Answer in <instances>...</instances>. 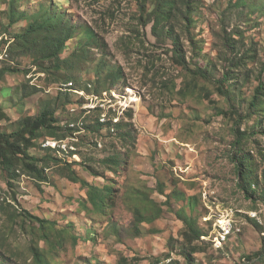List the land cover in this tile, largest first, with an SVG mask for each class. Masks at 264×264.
Masks as SVG:
<instances>
[{"label": "rangeland", "instance_id": "obj_1", "mask_svg": "<svg viewBox=\"0 0 264 264\" xmlns=\"http://www.w3.org/2000/svg\"><path fill=\"white\" fill-rule=\"evenodd\" d=\"M176 1L155 32L157 0H0V132L47 108L59 122L30 149L43 180L0 165V264H264V98L250 109L264 78V0ZM30 26L31 43L16 41ZM227 74L231 100L216 89ZM99 106L115 132L85 113ZM233 114L249 137L235 160Z\"/></svg>", "mask_w": 264, "mask_h": 264}, {"label": "trees", "instance_id": "obj_2", "mask_svg": "<svg viewBox=\"0 0 264 264\" xmlns=\"http://www.w3.org/2000/svg\"><path fill=\"white\" fill-rule=\"evenodd\" d=\"M178 7L179 6L176 0H157L155 8L153 9V11L149 13L147 22H152L153 29L156 32L158 28H161L160 26L164 23V21H167L172 15V13H174L175 10L178 9ZM34 28L35 26H30L29 33L26 34L25 36H15L16 41L18 40V42L22 41L25 44H28L30 42L28 40L29 36L31 35V32L34 31ZM164 28L165 27L163 26L162 29L164 30ZM47 30H50V27L47 28ZM169 31H168L169 36L173 39V43H174V47L172 48L173 61H175L174 63H176L178 66L186 67V62H185L186 58L182 52V47H181L182 45L180 43V38L178 36H174ZM66 34L67 35L65 36V38H62L61 36L54 38L55 42H53V47L51 51V54H53V57H56V58L59 57V53H61L63 49V43L67 38L70 37L71 31L67 32ZM188 70L194 76L206 77L205 71L199 66H197V68L195 69H188ZM263 70H264V63H263ZM5 72H6L5 70H0V81L4 77ZM261 73H263V71H261ZM116 75L109 74V77L113 78V80L115 81L118 78V76ZM227 79H228V74L224 76L223 80L219 81V84L216 86V89L222 97H226L227 100H231L230 96L227 93V90L225 89V82L227 81ZM33 88H34V91H36L37 87H33ZM263 98H264V78L260 76L259 84L255 88L254 96L250 103V109H253V110L260 109L262 106ZM228 111H230L229 113V116H230L231 113H233V111L235 110L230 109ZM235 113L237 112L235 111ZM233 116L235 117V124H236L235 130H234L236 138L233 142V146L235 148L234 153H233L234 154L233 159L235 160L236 156L244 152L243 150L244 145L247 143V139L249 137L247 133L245 132V130L242 129V121H243L242 116L239 115L240 118L238 120L236 118V114H233ZM8 119H9V116L4 111V109L0 106V122L3 120H8ZM58 123H59L58 119H56V117L54 116V113L47 108V109H44L39 116L24 117L21 121V125L18 128V130L12 133L0 132V165H1L2 170L6 172L7 176L10 179H15L17 177H20L21 175H28V176L33 175L32 177L43 180L45 168L44 166L40 164L41 160L39 158L32 156L30 154V149L36 146L38 135L43 129L45 128L55 129ZM72 123H75V122H72ZM70 130H73V129L70 128ZM45 149L52 150V148H45ZM241 172H242V168H241V163H240L239 174ZM71 179L74 180L75 178L71 177ZM90 188L92 189L91 200L95 202V199H96L97 201L99 200L100 203L103 204L106 198L105 195L102 196L100 194H97L99 192V188H95V187H90ZM95 191H97V193ZM22 215L24 216L28 215L30 219H34L38 222H42L39 218L29 214L28 212H25ZM136 215L140 218L139 214H136ZM43 226L44 225L40 223V227H43ZM199 237L200 235L196 234L193 231L186 230L184 232L185 241L189 245H191L190 247L193 252L198 251L197 246L193 245V243L196 240H198ZM257 256H258V259L262 258L261 255H257ZM250 263H251V257H247V256L244 257L242 264H250Z\"/></svg>", "mask_w": 264, "mask_h": 264}, {"label": "clouds", "instance_id": "obj_3", "mask_svg": "<svg viewBox=\"0 0 264 264\" xmlns=\"http://www.w3.org/2000/svg\"><path fill=\"white\" fill-rule=\"evenodd\" d=\"M103 109V107H101V106H99V108H93L92 110L90 109V111L89 110H85V113L86 114H92V113H95V112H98V123H99V125H101L102 127H105V126H108L110 129H111V131L112 132H115V127L117 128L118 126H119V124H117V123H114L113 121H107V122H102L101 121V117H102V114H103V112L101 111V109ZM132 108V106L130 105L128 108H127V110L125 111V113L123 114V115H121L120 116V120L121 119H123V117H125V115L126 116H128V112H129V110ZM109 113L110 114H107V116L108 117H111L112 115H114L113 114V112L112 111H109ZM117 115V114H116ZM119 120V121H120ZM75 124V123H74ZM76 125V124H75ZM117 125V126H116ZM75 129V128H74ZM45 148V147H44Z\"/></svg>", "mask_w": 264, "mask_h": 264}, {"label": "bare ground", "instance_id": "obj_4", "mask_svg": "<svg viewBox=\"0 0 264 264\" xmlns=\"http://www.w3.org/2000/svg\"><path fill=\"white\" fill-rule=\"evenodd\" d=\"M103 116H105V115H103ZM101 121H105V117H103L101 119ZM72 126H74V124H72ZM54 147H55V145H54ZM221 224H222V222H221ZM232 228H233L232 224L224 228V232H223V236H222L223 239H227V237L231 234Z\"/></svg>", "mask_w": 264, "mask_h": 264}, {"label": "built area", "instance_id": "obj_5", "mask_svg": "<svg viewBox=\"0 0 264 264\" xmlns=\"http://www.w3.org/2000/svg\"><path fill=\"white\" fill-rule=\"evenodd\" d=\"M47 145H53V147H54L55 144L49 142V143H47ZM215 239H220V236H217ZM215 239H214L213 243H215Z\"/></svg>", "mask_w": 264, "mask_h": 264}]
</instances>
